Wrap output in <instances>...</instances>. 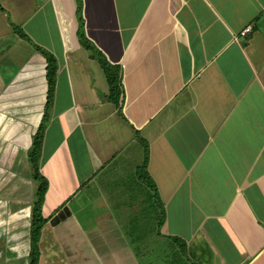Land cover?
Listing matches in <instances>:
<instances>
[{"label": "crops", "instance_id": "1", "mask_svg": "<svg viewBox=\"0 0 264 264\" xmlns=\"http://www.w3.org/2000/svg\"><path fill=\"white\" fill-rule=\"evenodd\" d=\"M83 35L120 70L121 113ZM36 46L57 64L40 160L48 182L40 245L46 231L56 246L81 238L71 256L89 264L95 248L90 257L82 245L90 247L97 215L111 232L125 229V252L111 264H143L138 253L161 241L174 244L169 264H264V0H0V186L14 184L12 200L0 197L2 264L19 262L27 238L30 251L39 182L28 153L48 97ZM137 133L164 222L143 220L133 244L130 207L106 195L119 165L138 153L142 163ZM94 185L107 209L92 216L84 196Z\"/></svg>", "mask_w": 264, "mask_h": 264}, {"label": "rangeland", "instance_id": "2", "mask_svg": "<svg viewBox=\"0 0 264 264\" xmlns=\"http://www.w3.org/2000/svg\"><path fill=\"white\" fill-rule=\"evenodd\" d=\"M140 164L141 163L139 160V153H138V157L134 155L133 157L128 158L125 162H123L121 165H119L115 169V171H116L115 177H112V179L114 178V181H115L114 185L115 186L114 187H108L107 186V195H106L107 196L106 198H109V200H107V202L109 201L110 203L109 202L108 203L111 204L112 206H117L119 204H122L121 202L123 200H126L128 202V204H129V202H131L129 204L130 209L128 211L130 218L128 216L123 217V218L134 219L135 222H133V223L136 226L137 230H139V229H141V227H143L144 218L141 214H138L136 212V210L137 211L142 210V209H140V207L142 206V201L145 198V192L141 191L140 189L135 190V191L129 190L126 187V185L129 183L131 184L132 180H130V179L132 177L134 178L136 166L140 165ZM112 175H114L113 172H112ZM24 179L26 182L29 180L26 177ZM112 179L110 181H112ZM107 181L105 183H103V185L110 182V181H108V182ZM12 189H14V184H11L10 186L7 185V188L5 190H3V186L1 185L0 186V192L2 190L3 191L0 193V197L1 198H8L9 201L12 200L11 196L8 194V193L12 192ZM110 190L114 191V192H112L113 196H112V194L109 193ZM115 192H117V193H115ZM84 197L86 199L84 205H86V203H88V207L91 210L90 211L91 215H92V213H94L93 211H96V213H98L99 211H100L99 213H103V209L104 210L107 209V208H103V207H105V205L102 203V201H100V199H102L101 198L102 195H100L98 193V187H96L95 185L92 187V190L88 191V193ZM130 199H132V200L130 201ZM10 206L12 207V205H10ZM121 206L124 207V205H121ZM131 209H134V210L132 211ZM153 214L152 215L155 217V213H153ZM148 216H151L150 211L148 212ZM154 217H151V219L153 220V222H155V224H157L156 219H154ZM81 218H83V217L81 216ZM115 218L116 217H114V219ZM94 219H95L94 230L92 231V229H91V232L89 233V235L91 236L90 237V247L88 248L89 242L88 243L84 242L82 246L85 250L88 251V254L90 257H93L92 252H91L92 245L95 248L96 256L94 254L93 260H91L89 264H111V263H109L110 259H114L115 256H121L125 252V250L123 249L124 242L127 243V240L125 237V229L121 226H116L114 228V230L111 232V230H110L111 226L109 225L107 228V226H105V223L100 221V219H103V216H97L96 215L94 217ZM117 224H118V222H117ZM128 227H129V225L127 226V228ZM144 227H145V224H144ZM46 228L48 230H50V226H47ZM58 234L60 235L59 232H58ZM143 234L144 233L142 232L139 234V236L141 238H144ZM81 236H82V234H81ZM109 236H111L113 238L112 241L109 238H107ZM55 237H56L55 232L46 231L42 245H40L41 256H40V263L39 264H77L75 261H73L76 258L71 256V254L74 251H77L78 246H81V242L83 240L81 238H78L76 240L74 239V241H70L68 243V245H64L62 247L58 243L57 238H56V241H57V246H56ZM115 239H117V240L115 241ZM27 242H28V238H27ZM27 242H26V244L23 243V247L21 248L20 252H17L18 255H17L16 259L19 262L16 264H28V256L25 257V252H23L25 246L28 244ZM78 243H80V244L78 245ZM140 243H142V242L140 241ZM172 245H174V244L161 241L159 243V245H157V247L154 249L155 251L153 253L150 252V254H145V252H140V253H138V255H139L138 258L144 264L145 261L150 257H154V256H161L162 257V256H164L163 257L164 263L169 264V262H172L171 260L173 258V255H171L173 253L171 251ZM119 246H121V247H119ZM133 250L131 249L133 255H135V253L138 252L140 250V248H139V250L137 248H134ZM104 253H108L109 255L105 256ZM11 254H12V251H10L9 255L11 256ZM98 256H103V257H102V259H100V258H98ZM2 261H3V259H1V255H0V264H2ZM5 264H10V263H5ZM79 264H87V263L81 262Z\"/></svg>", "mask_w": 264, "mask_h": 264}, {"label": "trees", "instance_id": "3", "mask_svg": "<svg viewBox=\"0 0 264 264\" xmlns=\"http://www.w3.org/2000/svg\"><path fill=\"white\" fill-rule=\"evenodd\" d=\"M15 31L18 32L23 38L28 37L17 27H15ZM81 44L87 50H90L93 54V58L98 60L99 64L103 68L109 85H110V95L108 99L113 102L116 107L118 108L119 113H121L122 106L120 102V98L122 95V83L120 77V70L117 66L111 65L106 57L100 53L99 50L95 48V46L83 35L81 37ZM36 49L46 58L47 60V82H48V97H47V106L45 115L40 122L35 134L33 135V141L31 149L28 153V159L33 169V177L36 181L39 182L36 199L33 203L32 213H31V220H30V251L28 256V264H39L40 263V241L42 237V232L44 226L47 224L48 220L43 216L42 207H43V200L47 191L48 182L46 178L40 172V160L42 154V145H43V138L45 134V130L48 124V110L52 105L53 98H54V90H55V83H56V74H57V64L53 56L49 55L43 49L36 46ZM137 141L143 148V161L142 163L136 167L134 178L132 177L130 180L131 184H127L126 187L129 190H141L145 192V198L142 201V206L140 207L138 214H141L144 220H148L151 217H154L153 213H155L154 219H159V227L163 225L164 222V208L163 203L159 198L157 186L150 177L148 173V162H149V146L145 139L140 137L139 133H137ZM135 181V182H134ZM115 185H113L114 187ZM132 199H130L131 201ZM123 205H128L131 202L123 200L121 202ZM121 204V205H122ZM147 211H146V210ZM150 211V215L148 216V212ZM153 214V215H152ZM130 218V216H129ZM134 221V219H130ZM135 222V221H134ZM141 230V229H139ZM136 226L133 224L129 228L128 234L131 236V241L133 244H137L138 240V231ZM175 241L181 242L180 239L174 238ZM183 244V243H182Z\"/></svg>", "mask_w": 264, "mask_h": 264}, {"label": "water", "instance_id": "4", "mask_svg": "<svg viewBox=\"0 0 264 264\" xmlns=\"http://www.w3.org/2000/svg\"><path fill=\"white\" fill-rule=\"evenodd\" d=\"M62 216H63L62 213H60L54 218V220H56V222H58L60 220V218H62Z\"/></svg>", "mask_w": 264, "mask_h": 264}, {"label": "built area", "instance_id": "5", "mask_svg": "<svg viewBox=\"0 0 264 264\" xmlns=\"http://www.w3.org/2000/svg\"><path fill=\"white\" fill-rule=\"evenodd\" d=\"M250 28H247L246 30H244L243 32H242V36H245L248 32H250Z\"/></svg>", "mask_w": 264, "mask_h": 264}]
</instances>
